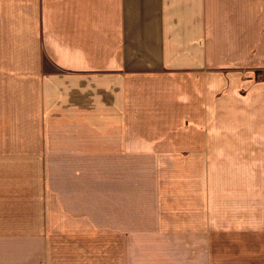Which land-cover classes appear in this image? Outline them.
<instances>
[{
    "label": "crops",
    "instance_id": "obj_1",
    "mask_svg": "<svg viewBox=\"0 0 264 264\" xmlns=\"http://www.w3.org/2000/svg\"><path fill=\"white\" fill-rule=\"evenodd\" d=\"M259 11V0H0V190H33L70 242L201 245L257 230Z\"/></svg>",
    "mask_w": 264,
    "mask_h": 264
},
{
    "label": "rangeland",
    "instance_id": "obj_2",
    "mask_svg": "<svg viewBox=\"0 0 264 264\" xmlns=\"http://www.w3.org/2000/svg\"><path fill=\"white\" fill-rule=\"evenodd\" d=\"M259 10L264 14V0H259ZM259 24H264V15ZM258 72L264 76V69ZM32 194L33 190H0V264H122L117 256L126 258L128 252L130 259L124 264H264V224L253 232H216L211 243L201 245L132 241L119 244L120 249L107 244L105 237L93 244L70 242L58 227L44 224L42 199L34 201ZM34 205L39 212L32 211ZM99 213L105 215L101 204ZM137 214L141 212L132 209V219H138ZM260 219L264 220L261 211Z\"/></svg>",
    "mask_w": 264,
    "mask_h": 264
}]
</instances>
